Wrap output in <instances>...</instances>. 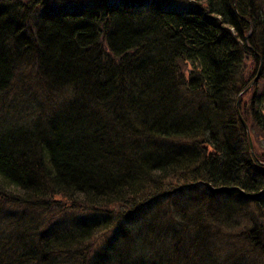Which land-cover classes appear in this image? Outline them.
I'll use <instances>...</instances> for the list:
<instances>
[{
    "label": "trees",
    "instance_id": "obj_1",
    "mask_svg": "<svg viewBox=\"0 0 264 264\" xmlns=\"http://www.w3.org/2000/svg\"><path fill=\"white\" fill-rule=\"evenodd\" d=\"M17 85L0 264H264V0H0Z\"/></svg>",
    "mask_w": 264,
    "mask_h": 264
},
{
    "label": "rangeland",
    "instance_id": "obj_2",
    "mask_svg": "<svg viewBox=\"0 0 264 264\" xmlns=\"http://www.w3.org/2000/svg\"><path fill=\"white\" fill-rule=\"evenodd\" d=\"M31 67H29L28 65L25 64V66L23 67V71L20 73V74H23L25 75V71H27L28 69H30ZM245 75L248 77V75L245 73ZM251 80L248 84V86L246 87L245 91L241 93L240 97H245V99H250L251 97H253V93H254V90L256 88H259V86H261L263 84V78L260 77V66H257V68L253 65H251V72L249 74V76H251ZM250 78V77H249ZM254 85H256V87H253ZM20 85H17L14 90L12 91L13 93L10 94L9 96V101H7V99L5 100H1L0 101V104H1V107H5L6 108H9L11 106H13L14 104H10L11 102L12 103H15L17 105V102L15 101L16 97H13L14 94H16L17 90L20 88L19 87ZM20 94V92H19ZM20 98V97H18ZM24 102H25V114H27V112L33 108V97H25V99H22ZM0 110H2V108H0ZM249 124V123H248ZM249 127V126H248ZM250 134H251V142H252V147H258V143H257V138L255 139V135H253V133L250 131ZM116 209H118L116 207Z\"/></svg>",
    "mask_w": 264,
    "mask_h": 264
},
{
    "label": "water",
    "instance_id": "obj_3",
    "mask_svg": "<svg viewBox=\"0 0 264 264\" xmlns=\"http://www.w3.org/2000/svg\"><path fill=\"white\" fill-rule=\"evenodd\" d=\"M243 119V118H242ZM243 123L244 125L248 128V124L246 123V121L243 119Z\"/></svg>",
    "mask_w": 264,
    "mask_h": 264
}]
</instances>
